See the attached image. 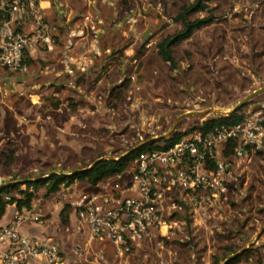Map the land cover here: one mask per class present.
<instances>
[{
  "label": "rangeland",
  "instance_id": "obj_1",
  "mask_svg": "<svg viewBox=\"0 0 264 264\" xmlns=\"http://www.w3.org/2000/svg\"><path fill=\"white\" fill-rule=\"evenodd\" d=\"M50 2V49L39 48L26 68L0 66V185L115 158L173 124L172 132H185L264 85V0H201L205 11L187 19H214L171 46L175 69L155 45L182 28L174 17L194 0ZM257 110L264 122V91L240 113ZM190 111L200 113L178 118ZM250 156L224 203L193 211L176 198L167 235L127 255L87 243L75 220L60 221L62 185L50 194L38 187L36 198L49 204L45 217L59 236L52 240L68 264H264V151ZM242 248L237 261L225 262Z\"/></svg>",
  "mask_w": 264,
  "mask_h": 264
},
{
  "label": "built area",
  "instance_id": "obj_2",
  "mask_svg": "<svg viewBox=\"0 0 264 264\" xmlns=\"http://www.w3.org/2000/svg\"><path fill=\"white\" fill-rule=\"evenodd\" d=\"M38 1L0 0V66L9 71L24 68L26 51L50 49L52 27ZM24 23L27 32L19 30ZM228 142L233 146L225 154ZM257 150L264 151L259 110L242 115L236 124L194 131L167 148L141 152L122 172L85 190L65 188L68 195L63 196L87 243H107L116 255H127L151 237L167 235L178 201L193 211L224 203L237 169ZM30 223L42 224L43 216L23 208L0 225V264H68L52 238L21 233Z\"/></svg>",
  "mask_w": 264,
  "mask_h": 264
},
{
  "label": "trees",
  "instance_id": "obj_3",
  "mask_svg": "<svg viewBox=\"0 0 264 264\" xmlns=\"http://www.w3.org/2000/svg\"><path fill=\"white\" fill-rule=\"evenodd\" d=\"M205 9L206 4L202 3L201 0H194V2L188 6H182L180 11L174 17V20H179L181 22L182 28L173 34L166 35L156 43V54L159 56L161 61L167 62L172 69L176 68V63L172 57L171 46L187 39L193 31L200 29L213 21L214 16L209 13L205 16L194 18L192 20L187 19L188 15L205 11ZM25 54L21 60V65L31 62V59L25 57ZM249 101L250 100H248L245 104L249 103ZM240 111L241 107L237 110L229 112L226 115H216L207 118L200 124L189 128L185 132H172L167 137L150 140L136 149H133L126 154H121L115 158L110 157L95 159L89 165L71 170L70 174L50 172L46 176L35 179H26L21 183L8 182L0 185V218L4 214L5 207L9 204H13L16 211L23 208H32V200L36 197L35 192L38 187L43 186L46 193H53L58 190L60 185H68L73 181L86 182L90 185H94L104 178L122 172L141 152L167 148L180 139L181 136L188 134L190 131L205 133L220 125H233L240 122L242 120V114ZM262 125L264 126V122H262ZM159 142L162 144H157ZM232 146L233 144L231 142L227 143L225 154L231 151ZM10 160L11 159L9 158L7 162L9 163ZM20 184H23L25 188L20 189ZM10 191H15L17 196L10 195ZM64 210L65 212H63ZM59 211V219L62 223H65L67 221V215L70 211L69 205L64 204ZM241 255L242 254H239L234 258L227 259L225 262L231 263L237 261Z\"/></svg>",
  "mask_w": 264,
  "mask_h": 264
},
{
  "label": "crops",
  "instance_id": "obj_4",
  "mask_svg": "<svg viewBox=\"0 0 264 264\" xmlns=\"http://www.w3.org/2000/svg\"><path fill=\"white\" fill-rule=\"evenodd\" d=\"M50 0H39L38 1V5L41 8L42 12L44 13L46 19L48 20L47 16H48V7L50 6ZM19 30H21L22 32H27L29 30V25L28 23H24L19 27ZM39 48L46 50L43 46H36L33 49H30L28 51H26V56L27 58L32 60L34 59V56L37 55V53L39 52ZM48 50H46L47 52ZM31 62L29 63H24L23 67L26 68L27 66H29L31 64ZM40 101L38 100V103ZM27 131V130H26ZM247 166V165H246ZM64 174L70 173V171L67 172H63ZM84 185L83 187H88L91 186L90 184L86 183V182H77V181H73L72 183L68 184V185H62L61 187L65 188H69V187H78L77 185ZM60 187V188H61ZM56 192V191H55ZM37 193V192H35ZM50 194V193H49ZM49 207V204H43L40 203L38 198H34L32 200V209H34L35 211H37L39 214H41L43 216V223L42 224H25L21 227L20 231L21 233H26V234H31L34 236H38V237H42V236H47L50 238L53 237H57L56 239L59 238V236H57V234L55 233L56 231V227L54 228L53 226H51L50 223H52L51 221L53 219H51V217H49L48 219L45 217L46 213H51L50 210H47ZM57 208V206H56ZM55 209V208H54ZM15 208L13 204H9L5 207L4 210V214L1 216L0 218V225H4L6 223H8L13 215V213L15 212ZM59 212V210H58ZM58 212L56 215H58ZM45 213V214H43ZM45 217V218H44ZM68 220L70 221H74L75 218L72 214V211L70 209L69 213H68Z\"/></svg>",
  "mask_w": 264,
  "mask_h": 264
},
{
  "label": "water",
  "instance_id": "obj_5",
  "mask_svg": "<svg viewBox=\"0 0 264 264\" xmlns=\"http://www.w3.org/2000/svg\"><path fill=\"white\" fill-rule=\"evenodd\" d=\"M262 91H264V85L257 88V89H254L252 90L251 92H249L248 94H246L243 98H241L239 101H237L233 106L232 108L229 110V111H226V112H223L221 113L220 115H226L228 114L229 112L231 111H234V110H237L238 108L242 107L248 100H250L253 96L261 93ZM210 110V109H209ZM197 113H200L198 111H190V112H186V113H183L181 114L180 116H178V118H181L187 114H197ZM178 118L175 120V122L178 120ZM175 128V124H173L171 126V128L168 130V132L166 134H161L159 135L157 138H164V137H167L169 134L172 133V131L174 130ZM157 138H149V139H146V140H143V141H140L137 145L129 148L128 150H126L123 154H126L128 152H130L131 150L133 149H136L137 147L141 146L142 144L150 141V140H154V139H157ZM107 158H110V157H107ZM67 174H70V173H67ZM244 251V248H242L241 250L237 251V252H234L232 254H228L226 257H225V260L227 259H230V258H234L236 256H238L239 254H241L242 252Z\"/></svg>",
  "mask_w": 264,
  "mask_h": 264
}]
</instances>
